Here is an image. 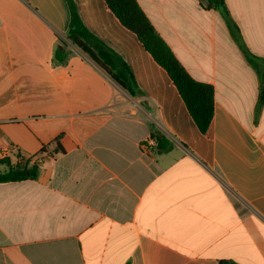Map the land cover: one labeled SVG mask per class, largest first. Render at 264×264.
<instances>
[{
	"label": "crops",
	"instance_id": "crops-1",
	"mask_svg": "<svg viewBox=\"0 0 264 264\" xmlns=\"http://www.w3.org/2000/svg\"><path fill=\"white\" fill-rule=\"evenodd\" d=\"M74 2L142 94L68 44L66 0H0V159L40 169L0 183V264H264L260 81L221 15L203 0H137L190 76L214 87L204 135L105 0ZM226 4L264 58V0ZM154 124L171 151H142Z\"/></svg>",
	"mask_w": 264,
	"mask_h": 264
},
{
	"label": "trees",
	"instance_id": "trees-1",
	"mask_svg": "<svg viewBox=\"0 0 264 264\" xmlns=\"http://www.w3.org/2000/svg\"><path fill=\"white\" fill-rule=\"evenodd\" d=\"M70 10V25L67 41L88 55L108 76L129 96L138 97L141 90L126 61L100 38L94 35L83 23L74 0H66ZM109 10L121 24L134 33L144 48L153 56L157 64L162 67L177 88L188 112L202 134H207L214 118L215 90L207 83L193 79L184 66L177 59L170 47L152 25L137 0H105ZM204 10L217 11L226 23L231 37L239 47L248 64L257 73L260 81V97L258 111L264 105V58L254 55L247 47L241 31L233 20L227 7L226 0H203ZM66 47L65 42L63 43ZM65 51L56 52L57 59L62 62ZM152 126L150 139L157 145L160 152H169L174 144L166 138L157 126ZM12 164L9 159H0V183H18L26 180H36L40 169L37 163ZM220 264H237L234 261L223 260Z\"/></svg>",
	"mask_w": 264,
	"mask_h": 264
},
{
	"label": "built area",
	"instance_id": "built-area-1",
	"mask_svg": "<svg viewBox=\"0 0 264 264\" xmlns=\"http://www.w3.org/2000/svg\"><path fill=\"white\" fill-rule=\"evenodd\" d=\"M156 145H157L156 141L149 138L148 140L144 141L141 144V148H142V151L147 153L150 148L155 147ZM8 155H9V152L8 151H4L1 159H7ZM26 160H28V159H25L23 157L19 158V162L20 163H25ZM31 163H32V160H31Z\"/></svg>",
	"mask_w": 264,
	"mask_h": 264
},
{
	"label": "rangeland",
	"instance_id": "rangeland-1",
	"mask_svg": "<svg viewBox=\"0 0 264 264\" xmlns=\"http://www.w3.org/2000/svg\"><path fill=\"white\" fill-rule=\"evenodd\" d=\"M67 42H68V44H70L73 47L74 50L82 52L80 49H78L76 46H74L70 41H67Z\"/></svg>",
	"mask_w": 264,
	"mask_h": 264
}]
</instances>
